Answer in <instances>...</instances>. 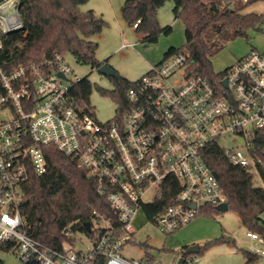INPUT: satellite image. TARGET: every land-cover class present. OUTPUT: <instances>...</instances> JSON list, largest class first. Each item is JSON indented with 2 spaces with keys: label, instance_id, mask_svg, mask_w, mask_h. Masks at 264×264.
Listing matches in <instances>:
<instances>
[{
  "label": "built area",
  "instance_id": "2783aa9c",
  "mask_svg": "<svg viewBox=\"0 0 264 264\" xmlns=\"http://www.w3.org/2000/svg\"><path fill=\"white\" fill-rule=\"evenodd\" d=\"M22 29L19 0L0 3V54L1 35ZM71 74L59 53L0 64V240H16L24 264H162L148 253L127 257L123 248L135 241L133 220L139 213L148 219L144 206L162 194L164 184L175 185L174 202L150 221L172 233L201 206L228 203L204 159L210 143L218 142L234 165L257 175L264 169V50H251L218 79L196 72L188 52L164 56L128 88V107L118 103L115 117L105 122L77 102L73 88L81 78ZM51 145L77 158L93 177L118 228L112 219L95 237L67 228L74 240L61 247L26 231L22 184L31 172L48 170L44 148ZM247 234L260 239L256 232ZM81 235L90 242L84 249L76 247Z\"/></svg>",
  "mask_w": 264,
  "mask_h": 264
},
{
  "label": "trees",
  "instance_id": "16d2710c",
  "mask_svg": "<svg viewBox=\"0 0 264 264\" xmlns=\"http://www.w3.org/2000/svg\"><path fill=\"white\" fill-rule=\"evenodd\" d=\"M5 0H0V3ZM89 0H19V12L23 17V29L2 34L4 49L0 64H16L40 60L56 53L72 54L77 61L98 68L105 61L97 55L99 42L94 38L106 24L93 8L83 9ZM168 0H125L123 15L129 25L142 35L143 41L155 42L161 33L172 32L171 25H161L156 13ZM174 14L185 26L186 41L182 47L170 46L165 56L176 52H188L196 72L212 79L220 78L224 71L215 72L211 57L221 50L226 42L235 37L248 36L251 28H260L264 13L244 12L247 5L257 0H173ZM115 87L99 88L102 93L112 96L123 110L128 107L126 92L134 81L117 73L110 76ZM94 84L81 78L73 88L77 102L90 103ZM262 149V146L258 147ZM48 159V170L43 174L31 172L22 184L23 197L20 205L25 218V229L45 244L61 247L74 240L65 230L84 233L95 237L104 229L105 220L112 219V226L120 222L106 196L97 190L93 177L80 166L77 158L65 154L55 146L44 148ZM204 159L225 188L228 206L234 209L242 225L249 231L264 237V185L257 184V174L230 162L218 142L210 143L204 149ZM259 176L264 181V169ZM164 184L162 194L144 206L149 220L174 202L175 185ZM228 208V209H229ZM219 211L215 205H203L200 213ZM90 222L94 229L88 230ZM230 235L220 236L206 242L198 253L217 244L228 242L236 246ZM0 250L17 252L14 239L0 240ZM245 261L241 264H259L261 256L244 250ZM187 261L184 258V262ZM30 264H38L32 261Z\"/></svg>",
  "mask_w": 264,
  "mask_h": 264
},
{
  "label": "rangeland",
  "instance_id": "374dc122",
  "mask_svg": "<svg viewBox=\"0 0 264 264\" xmlns=\"http://www.w3.org/2000/svg\"><path fill=\"white\" fill-rule=\"evenodd\" d=\"M125 0H89L82 8H93L103 17L106 24L103 31L95 35L99 42L96 55L101 61L115 68L117 73L130 81H135L152 69V66L163 59L170 46L182 47L185 44V26L180 18H176L173 8L174 1L168 0L161 6L156 16L161 25H171L169 34L161 33L155 42L143 41L142 35L126 21L122 6ZM244 12L264 13V0H257L244 9ZM133 44V45H132ZM264 50V28H251L248 36L229 39L224 47L211 57L215 72L226 70L235 61L248 54L251 50ZM66 61L74 70L70 78L87 77L93 84L90 103L100 121H108L115 117L118 110L117 101L110 95L102 93L100 87L113 89L115 84L110 76L101 73L91 65L81 63L72 54L65 56ZM257 184L264 181L257 175ZM264 219V212L262 213ZM135 241L124 246L123 254L130 258H141L147 253L162 264H241L245 261L244 250L253 248L264 250V237L253 239L247 235L249 231L242 225L238 213L229 208L225 211L200 213L190 222L172 233L162 231L161 227L139 213L133 220ZM227 232L235 240L236 246L223 242L202 253H183L185 245H197L199 249L206 242ZM80 236V235H79ZM82 243L77 248L90 246L86 236L81 235ZM184 257L187 261L180 263ZM0 264H24L17 252L0 250ZM259 264H264V255Z\"/></svg>",
  "mask_w": 264,
  "mask_h": 264
},
{
  "label": "water",
  "instance_id": "95a60500",
  "mask_svg": "<svg viewBox=\"0 0 264 264\" xmlns=\"http://www.w3.org/2000/svg\"><path fill=\"white\" fill-rule=\"evenodd\" d=\"M98 71L101 72V73H104L108 76H116L117 75V71L115 70V68H113L108 62H104L101 66H99L98 68ZM225 84H227V80L225 79L224 80ZM229 206H228V203H222L220 205L217 206V209L220 210V211H225V210H228ZM86 227L88 230L91 229V224L90 222H87L86 223ZM199 251V248L197 245H191V246H188V247H185L183 248V253L184 254H189V253H192V252H197ZM184 261V257H182L180 259V263H182Z\"/></svg>",
  "mask_w": 264,
  "mask_h": 264
},
{
  "label": "crops",
  "instance_id": "0c3cea01",
  "mask_svg": "<svg viewBox=\"0 0 264 264\" xmlns=\"http://www.w3.org/2000/svg\"><path fill=\"white\" fill-rule=\"evenodd\" d=\"M133 45V44H132ZM164 56H165V53H164ZM222 233H226L227 234V232H224V231H222ZM222 233H220V235L222 234ZM220 235H218V236H220ZM229 235V234H228ZM248 235V234H247ZM218 236H216V237H218ZM231 236V235H230ZM232 237V236H231ZM250 237V236H249ZM215 238V237H214ZM252 238V237H251ZM189 245H185L183 248H185V247H188ZM198 252V251H197ZM184 262V261H183Z\"/></svg>",
  "mask_w": 264,
  "mask_h": 264
},
{
  "label": "bare ground",
  "instance_id": "6f19581e",
  "mask_svg": "<svg viewBox=\"0 0 264 264\" xmlns=\"http://www.w3.org/2000/svg\"><path fill=\"white\" fill-rule=\"evenodd\" d=\"M8 11V10H7Z\"/></svg>",
  "mask_w": 264,
  "mask_h": 264
}]
</instances>
